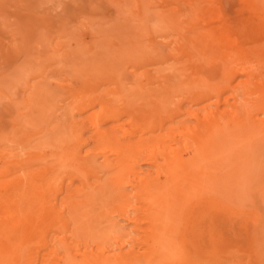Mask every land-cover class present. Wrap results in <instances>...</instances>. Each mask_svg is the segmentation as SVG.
<instances>
[{
  "label": "bare ground",
  "instance_id": "bare-ground-1",
  "mask_svg": "<svg viewBox=\"0 0 264 264\" xmlns=\"http://www.w3.org/2000/svg\"><path fill=\"white\" fill-rule=\"evenodd\" d=\"M119 3L0 41V264H264V0Z\"/></svg>",
  "mask_w": 264,
  "mask_h": 264
},
{
  "label": "rangeland",
  "instance_id": "rangeland-1",
  "mask_svg": "<svg viewBox=\"0 0 264 264\" xmlns=\"http://www.w3.org/2000/svg\"><path fill=\"white\" fill-rule=\"evenodd\" d=\"M82 1V2H81ZM0 0V41L8 45H22V39L17 40V44L10 39L8 31H24L20 20H27L34 16H44L46 13L58 12L59 18H66L71 22V26L77 21L84 20L85 16H93L84 11L83 0ZM120 0H105V7L96 14L99 19L105 18V22H110L114 26V20L122 17ZM66 7L71 8L68 11ZM242 7H238L237 10ZM39 13H38V12ZM47 11V12H46ZM46 12V13H45ZM94 17V16H93ZM26 22V26H27ZM43 27V29H42ZM36 31H49L44 28L43 20ZM72 31H82L79 28ZM19 48V47H18ZM26 61V55L22 52L18 56L17 65L20 66Z\"/></svg>",
  "mask_w": 264,
  "mask_h": 264
}]
</instances>
